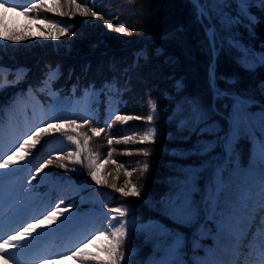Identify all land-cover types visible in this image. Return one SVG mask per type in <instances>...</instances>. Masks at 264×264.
<instances>
[{"label":"snow or ice","instance_id":"6c2138e0","mask_svg":"<svg viewBox=\"0 0 264 264\" xmlns=\"http://www.w3.org/2000/svg\"><path fill=\"white\" fill-rule=\"evenodd\" d=\"M65 2L74 6L68 13L62 10L61 0H0V47H7L5 41L18 44L31 38L9 30L5 17L8 12L27 17L35 11L37 16L34 18H39L41 10L59 13L60 16L78 13L82 17L103 20L110 30L117 33L129 34L126 25L114 28L111 21L94 10L95 0H91V6L89 0ZM189 2L195 19L202 25L213 59L220 52L228 51L244 71L252 73L264 68V47L257 50L236 35L241 28L253 32L255 26L264 20V0ZM44 23L55 30V34L52 31L47 33L53 39L73 35L71 25L64 27L62 22L47 18ZM26 75L27 70L22 67L11 68L0 64V92L19 85ZM59 75V66L50 68L43 81L44 88L40 91L48 88L49 83ZM214 79L213 72V82ZM237 83L236 78H226L225 88H213L210 104L203 103L196 96L187 98L174 117L180 135L196 138L189 155L202 159L200 164L177 173L160 206L174 224L193 228V240L197 241L194 247H199L198 241L206 232L213 237V246L192 264H264V99L257 98H264V80L258 82L255 91L237 90ZM177 87H182L180 82H177ZM106 92L116 94L109 97V119L114 115L115 120L122 123L144 119L149 124L155 119L156 101L151 99L146 117L121 115L118 109L112 108V104L120 102L116 98L119 89L112 83H104L99 90L90 86L84 93L82 108L78 107L81 101L61 98L59 94L49 92L52 99L47 109L41 106L39 115L22 127L11 120L6 125L0 119V191L5 194V202L0 207V264H56L65 255L79 264H136L133 257L137 252L132 241L138 234L146 245L151 246V253L139 264H186L184 235L159 223H141L130 219L132 211L127 205L108 208L104 204L98 212L82 214L74 211L72 203L62 206L63 198L53 204L50 197L34 192L33 181L43 179L45 169L51 165L57 164L65 171H76L75 168H68L64 163L66 160L74 165H83L87 161L91 179L97 185L108 183L96 171L98 155L88 149L91 137L84 134L82 144L78 138L84 125L91 128L93 136H100L112 127L107 122L104 128L95 127V117L90 110V104ZM28 94L32 95V89H28ZM21 95L16 94L7 109L0 105V112L11 115L20 104ZM220 101L228 102L224 105L226 111L218 106ZM73 116L76 118H69ZM156 131L155 127H149L136 142L154 143ZM56 133L75 144V151L69 150L65 154L61 147H51L47 158L34 165L33 150L48 143ZM114 140L116 143H127L132 136L117 139L108 135L109 146ZM241 140L249 144L246 168L236 163ZM217 149H220V155L213 159L211 154ZM113 151L115 149L110 148L109 159ZM125 151L131 154V150ZM137 151L149 155L146 148ZM85 152L88 155H84ZM112 163L117 162L113 160ZM148 167L147 162L143 163L141 175ZM134 171L136 169H125L124 176L128 179H125L124 186L111 184L122 197L142 195L141 186L130 179ZM23 173L28 179L26 188L23 187ZM205 174L207 184L201 189L198 181ZM20 192L23 196L19 195ZM197 193H200L199 200L194 198ZM105 221L108 227L101 230ZM209 222L214 225L211 230L207 228ZM57 238H67V243L55 248L47 246L46 241ZM101 240L104 243L97 245L96 241ZM89 246L96 251H88Z\"/></svg>","mask_w":264,"mask_h":264},{"label":"trees","instance_id":"16d2710c","mask_svg":"<svg viewBox=\"0 0 264 264\" xmlns=\"http://www.w3.org/2000/svg\"><path fill=\"white\" fill-rule=\"evenodd\" d=\"M61 2L62 10L66 13L74 7L68 5L65 0ZM77 2L82 3L83 0ZM157 3L158 0H95L94 10L111 21L114 28L120 24L126 25L129 34L110 30L103 20L97 18L82 17L78 13L60 16L59 13L43 10L39 12L38 19L43 23L45 18L62 22L64 27L71 25L73 35H65L55 40L47 34L34 36L22 26L7 25L9 30L29 35L31 38L18 44L5 41L7 47H0V64L27 70L26 78L19 85L0 92V101L4 108H8L16 94H22V98L28 93V89L36 91V86L43 84L46 79L47 71L57 66L60 68V75L49 83L48 88H57L61 96H72L71 85L75 93L79 94L90 86L99 90L104 83H113L116 89H119L116 98L120 100L118 104H112L113 108L118 109L121 115L140 117L148 115L149 100L156 101L155 119L151 122L157 130L155 141L143 144L136 141L145 132V125L148 123L146 120L132 119L122 123L115 120L114 116L108 119L109 97L115 96V93L106 92L91 103V112L95 117L94 126L104 128L107 122L112 127L100 136H93L91 128L84 125L79 130L78 138L82 144L84 134L91 137L88 149L92 154L98 155L101 162L96 165V171L108 181L107 184L97 185L91 179L87 161L83 165L64 161L69 169L75 168L76 171H65L57 164L49 166L46 170L61 179H75L82 183V195L77 194L70 198L80 209L92 206L89 197L93 196L96 199V207L100 208L104 204H107L108 208L127 205L132 211L130 219L141 223H159L187 237L191 235L193 228L174 224L163 213L160 204L177 173L201 162V157L189 155V149L196 138L189 139L180 135V130L174 124V117L180 105L189 97H199L205 104L212 102L213 88L209 70L213 57L209 53L202 25L195 19L189 0H164L166 5L171 3L173 11L170 12L169 18L154 24V11L148 13V10ZM89 5L91 6V0ZM29 14L37 16L35 11ZM44 26L48 25L44 23ZM236 35L246 44L257 50L261 49L264 47V20L255 26L253 32L249 33L241 28ZM66 43L71 47L68 52L65 51ZM184 43L191 47L192 63L199 67L197 75L191 70V58L183 56L181 46ZM214 77V83L219 88L226 87V78H236L237 90L255 91L258 82L264 80V68L252 73L244 71L235 62L232 53L222 51L215 58ZM176 81L181 82V88L176 89ZM36 93L45 101L50 99L45 92ZM227 103L220 101L218 106L222 111H226L224 105ZM12 115L18 116L16 109ZM108 135L117 139L132 136V140L127 143H116L114 140L109 146ZM52 139L63 140L62 150L65 154L76 149V145L64 140L60 133L54 134ZM45 145L46 143L43 146ZM40 148L41 146H38L33 152ZM110 148L115 149L111 159L108 156ZM143 148L148 149L149 155L145 156L137 151ZM238 148L237 159L248 163V142L241 140ZM126 149L131 150V154H127ZM84 155L88 153L85 152ZM219 155L220 149H217L211 157L216 159ZM53 159L55 160V156ZM113 160L117 163H112ZM145 162L149 167L141 175L140 169ZM125 169H136L130 179L141 186L140 197H122L111 187L112 183H116L117 187L124 186L125 179H128L124 176ZM206 176L203 175L198 181L201 189L204 188ZM194 198L199 200L200 193L195 194ZM96 243L104 242L101 240ZM132 245L137 252L133 257L136 264L151 253V246L146 245L139 234L133 239ZM194 245L195 241L191 245L186 243L184 250L192 254Z\"/></svg>","mask_w":264,"mask_h":264},{"label":"rangeland","instance_id":"374dc122","mask_svg":"<svg viewBox=\"0 0 264 264\" xmlns=\"http://www.w3.org/2000/svg\"><path fill=\"white\" fill-rule=\"evenodd\" d=\"M25 6H27V5H25ZM173 8L174 7L171 5V3L166 5L164 3V0H158V3L156 4V6L153 8L150 7L148 10V13H151V11H154V15H152L153 21L152 20L151 21L154 24H156L159 21H163L165 18H169L170 12L173 11ZM5 17H6L7 25L22 26L26 32H29L30 34H32L34 36L41 35L40 34L41 32L44 33V35H46L49 31H52L53 34H55L54 29H50L49 26H44V23L42 22V20H40L38 18H34V16H32L30 14L26 17L25 15H17L16 13L8 12L5 14ZM55 40H57V39H55ZM96 40H98V39H96ZM181 49L183 51V56L191 58V65H190L191 70L197 75L199 67L197 65H195V63H192L193 62L192 61L193 56L191 54V51H192L191 47L187 46L186 43H184V45L182 44ZM70 50H71L70 45L68 43H66L65 44V51L68 52ZM177 82H180V81H176V89H179L181 87H177ZM180 84H181V82H180ZM42 88H44V85H41L39 87V89H42ZM88 88L89 87L84 88L83 94L81 96L77 95L75 98L71 99L72 101H81L80 105L78 106L80 108H82L84 106L83 97H84L85 91ZM49 92L57 93V90H50ZM32 97H34V99ZM26 106H28V107L26 108ZM41 106H43V108L45 109L44 104L41 102V100L38 97H36V95L34 93H32V95L28 97V103L25 104L21 101L20 104L18 105V108L22 109L21 117L18 119L19 126L22 127L25 123L31 122L33 119H35L39 115V110H40ZM149 110H150V106H149ZM8 122H5V124L7 125ZM13 123L15 125H17L15 122H13ZM149 127H154V125L147 123L145 125V131ZM52 147H58V145L57 144L52 145ZM100 162L101 161H99V159H98L97 164H100ZM236 163L241 168H246L249 162L248 163H242L241 161H239L237 159ZM33 164L36 165L35 161H33ZM32 170L34 171V167ZM45 173H46V175L44 176L43 179H37V180L33 181V184L35 185L34 192L38 194L39 184L49 185L48 187L50 189H54L56 191V198L54 200H52L53 204L55 203V201L57 199L64 198L67 195L75 193V192L79 191V189L81 188V184L76 182V181L70 180V181H64V182H56L55 180L51 179L50 175L46 171H45ZM21 175L25 177L24 182H23V187L26 188L28 185V179L26 178V173H23ZM206 184H205V186H206ZM19 195L23 196V192H20ZM4 197H5V194L2 191H0V207H3V204L5 202ZM10 198H11V196H9V199ZM89 199H90L91 203L96 202V199L93 196H90ZM69 203H71V202L70 201L67 203L64 202V204L62 206H67V204H69ZM74 205H75L74 211H77V212L82 213V214L83 213H95V212H98L100 210V209H96V208H92V207L85 209V210H82V209L78 208L76 204H74ZM104 211H107V210L105 209ZM107 227H108V224L105 221V222H103V224L101 226V230L106 229ZM207 228L211 230L214 228V225L209 222L207 224ZM181 234H183V233H181ZM193 234H194V230H193ZM193 234L190 237H185V235L183 234L185 239H186V243H189V245H191V243L193 242ZM205 241L207 244L204 243ZM66 243H67V238H57V239H52V240L46 241L47 246L52 247V248H55L58 246H63ZM96 244L102 245L100 243H96ZM196 244H197V241H195V245ZM198 244H199V247H194V251L192 252V254H190L189 251L184 250V259L186 261V264H192V262H194L198 257H203L205 252L213 246V237L206 232L204 234V237L198 241ZM88 251L94 252V251H96V248L89 246ZM56 264H79V262L74 261L71 256L65 255L64 259L58 260L56 262Z\"/></svg>","mask_w":264,"mask_h":264}]
</instances>
